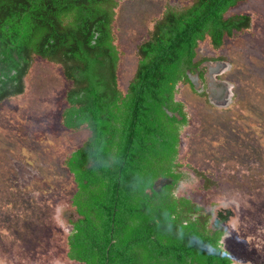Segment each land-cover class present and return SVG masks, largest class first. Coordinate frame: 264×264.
<instances>
[{"label": "trees", "instance_id": "1", "mask_svg": "<svg viewBox=\"0 0 264 264\" xmlns=\"http://www.w3.org/2000/svg\"><path fill=\"white\" fill-rule=\"evenodd\" d=\"M187 1L168 5L137 45V69L122 91L115 23L124 0H0V104L25 93L42 59L69 84L63 126L90 132L67 159L80 216L67 240L71 261L235 264L210 215L174 195L186 176L177 160L189 124L177 94L181 84L196 88L191 76L205 79L200 66L212 60H198L199 45L218 50L255 22L230 14L246 0ZM167 179L173 184L154 187Z\"/></svg>", "mask_w": 264, "mask_h": 264}, {"label": "rangeland", "instance_id": "2", "mask_svg": "<svg viewBox=\"0 0 264 264\" xmlns=\"http://www.w3.org/2000/svg\"><path fill=\"white\" fill-rule=\"evenodd\" d=\"M188 3L124 0L115 23L122 91L137 69V45L168 5ZM239 12L252 16V31L226 38L218 50L209 41L198 49V60H212L200 70L210 89L223 86V98L205 96L200 83L178 88L189 124L177 160L186 176L173 192L199 205L210 221L232 211L223 244L235 261L264 264V0H246L230 14ZM68 88L59 66L36 59L25 93L0 104V264H80L67 256L70 220L80 218L67 159L90 132L63 126Z\"/></svg>", "mask_w": 264, "mask_h": 264}, {"label": "flooded vegetation", "instance_id": "3", "mask_svg": "<svg viewBox=\"0 0 264 264\" xmlns=\"http://www.w3.org/2000/svg\"><path fill=\"white\" fill-rule=\"evenodd\" d=\"M239 14H243V13H240L239 12ZM224 61L225 60H223L221 62H224ZM229 70H230V67L227 66V68H226V71L227 72L226 73H228ZM196 76H198L199 83L201 84V87H202V93H204L205 96H208L209 98L211 97L213 100H217V101H219L220 98H223V96H224L223 86L222 87L218 86L217 88H215V89L212 90V89H210V83L208 81L207 73H205V79L203 81L200 80L199 73H197L194 77H196ZM221 76H223V75H221ZM216 97H218V98H216ZM230 100L231 99L229 98L228 101H230ZM231 101L233 102V100H231ZM157 187H158V185L156 186V188ZM234 217H235V214L232 211H229V210H226L225 212L220 211L217 214V218L214 221H210V223H209V229L212 230V231H214V232H222L223 235H224L225 229H226L225 224H228L231 221V219L234 218ZM70 221L75 222V221H77V219L76 220L72 219ZM71 224L73 226V223H71ZM72 230H73V228H72ZM223 235H222V237H223ZM235 236L237 237L236 234H235ZM220 244H222V246L225 245V244H223L222 239H221ZM224 249L230 253V255L232 257V260L234 261L235 264H244V263H240L238 261H235L236 259L234 257L233 252L230 249H228L226 247V245L224 246Z\"/></svg>", "mask_w": 264, "mask_h": 264}, {"label": "water", "instance_id": "4", "mask_svg": "<svg viewBox=\"0 0 264 264\" xmlns=\"http://www.w3.org/2000/svg\"><path fill=\"white\" fill-rule=\"evenodd\" d=\"M191 79H192V81L194 82L195 85L199 84L198 76H196V77L191 76ZM171 183H172V181L170 179L161 180L158 183H156L154 187H156L157 185L164 186L165 184H171Z\"/></svg>", "mask_w": 264, "mask_h": 264}]
</instances>
